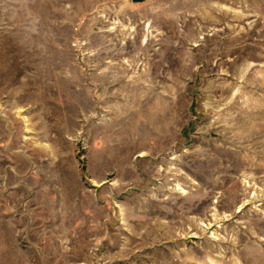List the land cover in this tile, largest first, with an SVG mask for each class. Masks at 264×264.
<instances>
[{
  "label": "rangeland",
  "instance_id": "1",
  "mask_svg": "<svg viewBox=\"0 0 264 264\" xmlns=\"http://www.w3.org/2000/svg\"><path fill=\"white\" fill-rule=\"evenodd\" d=\"M0 264H264V0H0Z\"/></svg>",
  "mask_w": 264,
  "mask_h": 264
}]
</instances>
